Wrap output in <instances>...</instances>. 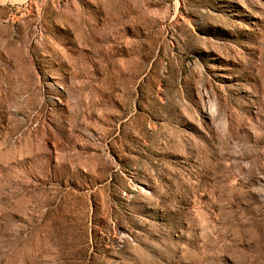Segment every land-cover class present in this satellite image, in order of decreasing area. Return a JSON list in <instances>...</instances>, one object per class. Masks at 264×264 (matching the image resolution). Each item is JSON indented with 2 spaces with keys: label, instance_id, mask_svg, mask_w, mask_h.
<instances>
[{
  "label": "rangeland",
  "instance_id": "obj_1",
  "mask_svg": "<svg viewBox=\"0 0 264 264\" xmlns=\"http://www.w3.org/2000/svg\"><path fill=\"white\" fill-rule=\"evenodd\" d=\"M18 1L0 264H264V0Z\"/></svg>",
  "mask_w": 264,
  "mask_h": 264
},
{
  "label": "crops",
  "instance_id": "obj_2",
  "mask_svg": "<svg viewBox=\"0 0 264 264\" xmlns=\"http://www.w3.org/2000/svg\"><path fill=\"white\" fill-rule=\"evenodd\" d=\"M18 3V0H0V14H2L9 5H17Z\"/></svg>",
  "mask_w": 264,
  "mask_h": 264
}]
</instances>
